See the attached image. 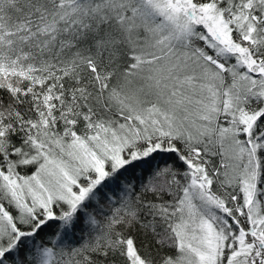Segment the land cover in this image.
I'll list each match as a JSON object with an SVG mask.
<instances>
[{
	"label": "snow or ice",
	"instance_id": "1",
	"mask_svg": "<svg viewBox=\"0 0 264 264\" xmlns=\"http://www.w3.org/2000/svg\"><path fill=\"white\" fill-rule=\"evenodd\" d=\"M0 264H264V0H0Z\"/></svg>",
	"mask_w": 264,
	"mask_h": 264
},
{
	"label": "trees",
	"instance_id": "2",
	"mask_svg": "<svg viewBox=\"0 0 264 264\" xmlns=\"http://www.w3.org/2000/svg\"><path fill=\"white\" fill-rule=\"evenodd\" d=\"M157 160L160 161V158L158 157ZM160 162H162V161H160ZM138 175H139V171H137V176ZM79 235H80V233H77V237H79Z\"/></svg>",
	"mask_w": 264,
	"mask_h": 264
}]
</instances>
